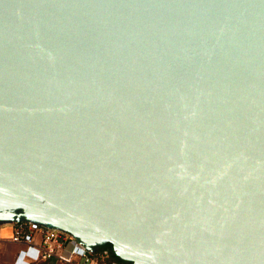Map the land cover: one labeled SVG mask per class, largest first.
<instances>
[{"label": "water", "instance_id": "water-1", "mask_svg": "<svg viewBox=\"0 0 264 264\" xmlns=\"http://www.w3.org/2000/svg\"><path fill=\"white\" fill-rule=\"evenodd\" d=\"M126 264H264V0H0V226Z\"/></svg>", "mask_w": 264, "mask_h": 264}, {"label": "built area", "instance_id": "built-area-1", "mask_svg": "<svg viewBox=\"0 0 264 264\" xmlns=\"http://www.w3.org/2000/svg\"><path fill=\"white\" fill-rule=\"evenodd\" d=\"M10 241L21 244L23 247L16 254L12 264H15L21 251L30 250L28 264L44 261L55 257L62 264H90V254L79 246L69 235L43 228L36 224H15ZM71 247V248H69ZM69 249H71L69 251ZM102 256H107V251H100ZM78 260L80 263H76Z\"/></svg>", "mask_w": 264, "mask_h": 264}, {"label": "crops", "instance_id": "crops-1", "mask_svg": "<svg viewBox=\"0 0 264 264\" xmlns=\"http://www.w3.org/2000/svg\"><path fill=\"white\" fill-rule=\"evenodd\" d=\"M13 230H14L13 225L0 226V245L4 246L5 248L8 257L7 263L9 262V264L10 263L12 264L16 254L23 247L21 244H16L10 241V237L12 235ZM75 262L80 263L78 260H76ZM33 264H62V263L59 262L55 257H52L44 261H40Z\"/></svg>", "mask_w": 264, "mask_h": 264}, {"label": "trees", "instance_id": "trees-1", "mask_svg": "<svg viewBox=\"0 0 264 264\" xmlns=\"http://www.w3.org/2000/svg\"><path fill=\"white\" fill-rule=\"evenodd\" d=\"M106 250L107 251V256H102L100 251ZM91 258V263L90 264H126L119 260L117 257L114 256V254L111 251L110 245H105L102 248L99 249V251H96L93 254L89 255Z\"/></svg>", "mask_w": 264, "mask_h": 264}, {"label": "clouds", "instance_id": "clouds-1", "mask_svg": "<svg viewBox=\"0 0 264 264\" xmlns=\"http://www.w3.org/2000/svg\"><path fill=\"white\" fill-rule=\"evenodd\" d=\"M71 248V247H69ZM71 249H69L70 251ZM28 260H32L30 258V250H26V251H21L18 256L17 259L15 261V264H28ZM37 259L33 260L32 262L35 263Z\"/></svg>", "mask_w": 264, "mask_h": 264}, {"label": "rangeland", "instance_id": "rangeland-1", "mask_svg": "<svg viewBox=\"0 0 264 264\" xmlns=\"http://www.w3.org/2000/svg\"><path fill=\"white\" fill-rule=\"evenodd\" d=\"M7 261H8V257L5 248L4 246L0 245V264H9V262L7 263Z\"/></svg>", "mask_w": 264, "mask_h": 264}]
</instances>
